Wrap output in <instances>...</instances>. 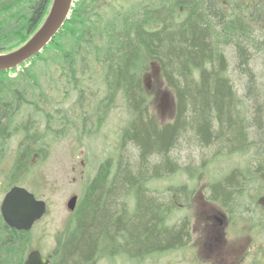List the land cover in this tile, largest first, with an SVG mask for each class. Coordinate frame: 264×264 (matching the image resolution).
Listing matches in <instances>:
<instances>
[{
    "label": "trees",
    "instance_id": "trees-1",
    "mask_svg": "<svg viewBox=\"0 0 264 264\" xmlns=\"http://www.w3.org/2000/svg\"><path fill=\"white\" fill-rule=\"evenodd\" d=\"M50 2L0 0V53L35 33ZM221 2L74 0L70 17L42 52L21 70L0 71V161L8 140L22 132L16 158L4 176V192L13 185L25 186L32 160L48 154L43 134L32 133L36 123L17 119L29 97L40 93L38 65H43L44 77H65L68 90L76 92L77 107L87 104L81 118L93 112L104 116L117 96L133 112L112 173L102 163L88 181L58 232L49 264H90L101 251L143 261L180 250L191 240L190 218L183 210L190 207L211 163L252 151L244 169L235 167L203 188L208 200L222 205L236 202L249 189L250 178L264 171V84L251 64L264 55V31L255 25L257 16L246 15L243 4ZM228 52L239 85L230 75ZM150 60L159 65L175 98L173 119L163 123L150 107L143 84ZM96 79L103 86L98 93L87 85ZM207 149L209 155L204 154ZM182 151L186 161L181 160ZM178 173L192 183L149 187ZM28 232L9 226L0 214V264L23 263Z\"/></svg>",
    "mask_w": 264,
    "mask_h": 264
},
{
    "label": "rangeland",
    "instance_id": "rangeland-1",
    "mask_svg": "<svg viewBox=\"0 0 264 264\" xmlns=\"http://www.w3.org/2000/svg\"><path fill=\"white\" fill-rule=\"evenodd\" d=\"M118 1L120 0H116V2ZM229 2H232L233 6L240 7L243 4L245 7L248 1L229 0ZM225 3H227L226 0H222L221 6H226ZM258 21L255 25L264 26V19L261 18ZM229 58L231 61L230 75L239 85L237 72L233 68L234 59L228 52V60ZM251 64L259 76V82L264 84V55L255 57ZM148 65L149 69L143 73L142 79L150 107L161 123L172 120L175 113V98L166 86L157 62L150 60ZM42 66L38 65L37 67V73L40 74L37 91L43 93V97L39 95L40 93H33V97H29L30 100L17 119L21 121L33 120L36 126L32 133L37 136L43 134L48 147V154L45 158L35 157L32 160L30 171L26 173L22 183L33 189L37 198L43 199L47 203L46 213L28 232V251L38 249L43 255L49 256L56 248L58 232L61 231L70 214V210L66 207L67 200L73 194H77L79 198L88 181L96 174L102 163L106 165L107 173L109 175L112 173V166L120 152L123 128L133 117V112L126 102L117 96L114 104L109 107L104 116L93 112L81 118L80 115L87 111V104L82 102L83 105L80 108L77 107L76 92L68 90V82L65 81V77H58L57 73L61 71L59 68L56 71L57 75L49 78L41 75L45 72V70L42 71ZM98 80L87 84L94 93L100 91L99 86L103 87L102 82H98ZM97 100L94 96V102ZM34 104L41 111H34ZM97 112L100 113V111ZM21 137L22 132L13 134L8 140L3 159L0 161V203L4 195V190H2V184L6 179L4 176L16 158L18 140ZM191 149L193 150V148ZM185 152L182 151V161L187 160V157H184L186 156ZM204 154L209 155V150H205ZM251 155L252 151H246L224 156L211 163L202 179L197 183L190 207L187 211L183 210L189 215L191 227L194 230L192 232L193 244L202 228L199 212L205 204L213 203L205 199L203 188L228 174L235 167L244 169V164ZM250 180L251 185L245 196L250 199L253 197L254 200H250L252 202L258 198H264V171L253 175ZM180 182L192 183L184 173H178L171 178L156 180L149 187L153 190L162 189L167 184ZM179 215V212L176 213V217ZM177 256L179 253L172 251L137 261L127 259L120 254L109 255L101 251L90 264H165L176 260Z\"/></svg>",
    "mask_w": 264,
    "mask_h": 264
},
{
    "label": "flooded vegetation",
    "instance_id": "flooded-vegetation-1",
    "mask_svg": "<svg viewBox=\"0 0 264 264\" xmlns=\"http://www.w3.org/2000/svg\"><path fill=\"white\" fill-rule=\"evenodd\" d=\"M247 1L246 15L264 19V0ZM258 28L264 31V26ZM245 195L240 194L236 202L224 205L204 196L213 203L205 204L199 212L200 235L193 244L190 220V242L173 251L179 256L165 264H264V198L252 202L253 197Z\"/></svg>",
    "mask_w": 264,
    "mask_h": 264
},
{
    "label": "water",
    "instance_id": "water-1",
    "mask_svg": "<svg viewBox=\"0 0 264 264\" xmlns=\"http://www.w3.org/2000/svg\"><path fill=\"white\" fill-rule=\"evenodd\" d=\"M73 0H53L49 12L36 32L18 48L0 53V71L18 67L23 62L40 53L49 44L62 25L69 18ZM77 195L73 194L66 202L69 210L76 206ZM47 204L37 198L26 187L11 186L3 195L0 214L3 220L17 230L28 231L46 212ZM22 264H49L48 258L38 249L31 250Z\"/></svg>",
    "mask_w": 264,
    "mask_h": 264
},
{
    "label": "clouds",
    "instance_id": "clouds-1",
    "mask_svg": "<svg viewBox=\"0 0 264 264\" xmlns=\"http://www.w3.org/2000/svg\"><path fill=\"white\" fill-rule=\"evenodd\" d=\"M131 151L133 154L138 153L139 149L136 147H131Z\"/></svg>",
    "mask_w": 264,
    "mask_h": 264
}]
</instances>
